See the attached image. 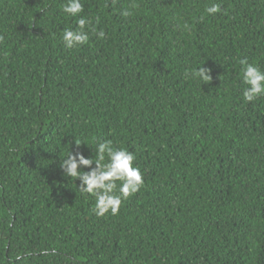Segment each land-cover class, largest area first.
Listing matches in <instances>:
<instances>
[{
  "label": "trees",
  "instance_id": "16d2710c",
  "mask_svg": "<svg viewBox=\"0 0 264 264\" xmlns=\"http://www.w3.org/2000/svg\"><path fill=\"white\" fill-rule=\"evenodd\" d=\"M65 3L0 0V264H264V96L239 63L264 71V0ZM98 140L143 176L117 215L59 167Z\"/></svg>",
  "mask_w": 264,
  "mask_h": 264
},
{
  "label": "clouds",
  "instance_id": "9594fccd",
  "mask_svg": "<svg viewBox=\"0 0 264 264\" xmlns=\"http://www.w3.org/2000/svg\"><path fill=\"white\" fill-rule=\"evenodd\" d=\"M65 14L77 17L83 12L84 7L81 0H66L62 6ZM205 11L209 15H214L220 11L219 4H212ZM127 17L131 15L128 10L121 12ZM91 21L80 16L77 20L78 30L65 29L62 40L67 49H72L79 45L86 44L89 40L88 32L85 30L91 25ZM103 38L104 32L98 33ZM2 39V37H0ZM242 66L243 83L247 85L243 90V98L246 102H252L264 96V71L248 60L239 61ZM211 70L205 67L193 69L191 75L201 81L208 83L211 81ZM82 142H76L77 148ZM87 145V144H85ZM96 158H86L85 155L76 151L70 152L67 158L60 161L62 173L69 178L79 179V189L81 192L95 198L94 213L98 217L106 214L117 215L122 201L135 195L143 187L144 180L139 167H134L136 159L134 153L125 149H115L110 140H98L95 142ZM107 157V161H106ZM93 164L95 167H93ZM81 168H88L89 171H81ZM117 182H120L119 184ZM30 254L16 256V261L24 262Z\"/></svg>",
  "mask_w": 264,
  "mask_h": 264
}]
</instances>
